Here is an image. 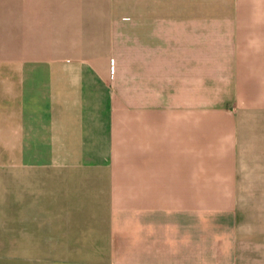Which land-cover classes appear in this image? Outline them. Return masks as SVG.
I'll return each instance as SVG.
<instances>
[{
	"label": "crops",
	"instance_id": "0c3cea01",
	"mask_svg": "<svg viewBox=\"0 0 264 264\" xmlns=\"http://www.w3.org/2000/svg\"><path fill=\"white\" fill-rule=\"evenodd\" d=\"M208 4L0 0V264H264V173L238 232L241 111L203 109V81H258L264 129V0Z\"/></svg>",
	"mask_w": 264,
	"mask_h": 264
},
{
	"label": "rangeland",
	"instance_id": "374dc122",
	"mask_svg": "<svg viewBox=\"0 0 264 264\" xmlns=\"http://www.w3.org/2000/svg\"><path fill=\"white\" fill-rule=\"evenodd\" d=\"M224 0H203V13H223L227 10L226 5H205L212 2H223ZM257 10V7H254ZM123 57H129V55H123ZM114 56L109 55L107 59V76L106 80L108 93L115 94V84H122L123 94H129L130 81L129 71H124L128 75H123V81H115L114 71ZM96 63V60H95ZM99 65V63H96ZM95 66V65H93ZM94 68L93 71L96 75V79L103 75L102 69ZM84 76L83 70L76 69V78H82ZM100 75V76H99ZM253 84V92L249 96L241 97L239 101L234 100L232 97V81H203V109H225V110H240L239 122L241 124V143L239 149V170L241 174L242 185L246 190L244 194L250 193L249 197L240 198V214H239V237L243 242L252 239L258 234L259 225V203L260 198L258 196V190L260 185V179L264 173V162L262 161L264 156V150L261 149L263 145L264 129L260 127L259 118V102L257 95V83L258 81H249ZM125 108V107H123ZM263 130V131H262ZM243 246H245L242 243ZM242 246V247H243Z\"/></svg>",
	"mask_w": 264,
	"mask_h": 264
}]
</instances>
